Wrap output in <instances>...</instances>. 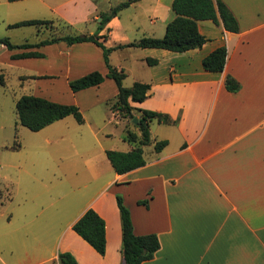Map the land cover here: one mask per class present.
<instances>
[{"label": "crops", "instance_id": "obj_1", "mask_svg": "<svg viewBox=\"0 0 264 264\" xmlns=\"http://www.w3.org/2000/svg\"><path fill=\"white\" fill-rule=\"evenodd\" d=\"M122 1L7 0L31 11L26 19H61L80 34L97 32L101 13ZM222 1L238 20L237 32L199 20L198 29L207 39L200 48L175 52L127 46L109 53L111 65L126 74L124 86L136 81L150 85L143 101L131 102L135 117L145 109L177 120H151L152 141L165 139L166 146L159 152L153 143L144 146L145 164L121 174L105 151L132 149L135 144L124 139L125 130L138 135L140 131L132 120L110 109L118 89L106 76L101 47L91 41L11 50L1 45L19 71L21 95L74 104L84 122L68 115L41 129L48 130V144L63 139L72 155L49 161L46 175L36 177L23 168L30 174L25 183L32 184L26 188L33 186L35 192L26 189L15 217L10 212L4 222V227L15 225L16 235L0 245V264H60V252H70L78 264H123L116 195L130 211L133 232L158 237L159 249L141 264H264V0ZM171 4L172 0H136L98 30L99 40L114 47L142 37H162L175 16ZM46 37L45 30L37 28L33 40L10 41L19 45ZM219 46L227 48L223 71L205 70L202 59ZM28 51L43 56L10 58ZM92 71L104 75L100 84L70 89V80ZM226 75L240 83L238 91L225 88ZM94 109L102 113L99 123L87 117ZM104 115L123 124L120 148L103 144V138L112 136L103 134ZM70 116L86 127L75 126ZM64 122L70 128L61 130ZM42 179L46 183H39ZM143 200L146 203H138ZM88 208L105 223L103 255L72 229Z\"/></svg>", "mask_w": 264, "mask_h": 264}, {"label": "trees", "instance_id": "obj_2", "mask_svg": "<svg viewBox=\"0 0 264 264\" xmlns=\"http://www.w3.org/2000/svg\"><path fill=\"white\" fill-rule=\"evenodd\" d=\"M16 1V0H8ZM136 0H125L111 7L109 11L101 13V20L98 25L100 30L106 22L115 16L120 10L129 6ZM172 10L175 13L174 18L166 24L165 33L162 37H142L137 41L117 44L114 47H106L99 40L101 36L97 32L93 34L75 33L72 27L61 19H26L7 24L8 28L35 26L40 29L42 24H48L44 27L45 33L53 27L63 26L67 32L60 36H47L35 43L14 44L8 37H0V44L11 50L17 47L33 48L41 45L52 44L58 41H64L67 44H73L84 41H91L101 47L103 51V60L107 67L106 76L112 78L117 86L118 92L115 98L110 102V109L116 111L121 117L132 120L135 117L131 102H141L147 95L150 85L136 81L131 86L123 85V79L126 74L122 68L111 65L109 53L114 48L127 46L135 47H154L163 48L175 52H183L189 49L200 48L206 42V37L198 29L199 20H212L215 24L221 23L225 30L237 32L239 23L234 14L222 0H172ZM50 34V33H49ZM42 53L28 51L17 54H11V59L24 57H42ZM227 59L226 46H219L212 50L202 59V66L205 70L211 72H221L225 67ZM148 63H155V59H147ZM104 80V75L99 71H92L76 79L69 81V87L72 91H78L90 86H96ZM4 84V74L0 72V85ZM225 88L230 92H236L240 89V83L231 75H226L224 80ZM139 117L135 126L140 134H136L130 129L125 130L124 139L135 146L128 151L107 149L106 156L116 173H125L137 167L143 166L146 162L143 155V147L153 143L156 152L161 151L167 144V140L152 141L149 132V122L155 119L162 123H175L165 113L139 109ZM15 113L20 125L31 131H39L52 122L72 115L78 123L84 122V117L79 107L74 104H65L48 100L44 97L32 94H23L15 102ZM19 144L15 143L11 149H17ZM116 203L121 217L122 244L121 254L123 264H141L143 261L151 259L159 249V240L156 234L149 233L136 235L133 232L131 215L128 207L124 204L121 195H116ZM146 203V201H138ZM72 229L84 239L99 254L105 253L106 237L105 223L98 213L88 208L73 223ZM60 264H78L75 257L70 252H60L58 254Z\"/></svg>", "mask_w": 264, "mask_h": 264}, {"label": "rangeland", "instance_id": "obj_3", "mask_svg": "<svg viewBox=\"0 0 264 264\" xmlns=\"http://www.w3.org/2000/svg\"><path fill=\"white\" fill-rule=\"evenodd\" d=\"M30 14L31 11L22 10L20 5L16 3L0 0V37H9L14 43H21L24 38L33 40L36 34V27L32 25L7 27L9 23L30 18L28 17ZM48 26V24H42L39 28L44 31V27ZM66 32L67 30L63 26H56L48 33L46 32L45 35L60 36ZM0 72L4 74V84L0 85V245H3V241L5 244L16 235L14 224H9L8 226L10 227H4L6 218H8L10 212H13V217H15L16 213L14 210L25 195L26 189L35 192L33 186L26 188V186H31L32 184L25 183V179L30 174H25L23 168L33 171L36 177L46 175L49 161L68 158L72 155V151L69 148L70 145L63 139L52 141L48 144L46 142V138L50 137L48 130L31 131L18 123L15 113V102L18 96L23 93V87L20 85L21 80L18 77L19 71L16 68V64L9 62L8 55L1 48ZM95 112L96 109L93 112L87 111L86 114L88 118L92 116L95 119L94 122H98L102 113L95 114ZM104 118L106 126L102 130L103 134L104 132L112 134L109 138H103L104 146L120 148L123 144L120 140L123 128L122 122L116 123L110 115L107 118L104 115ZM69 119L74 121L73 123L77 127H86L84 124L79 125L72 116ZM68 128L70 127L64 122L61 130ZM51 138L56 137L53 136ZM15 143L20 145V149L13 150L10 148ZM48 147H51V149ZM38 181L42 184L46 183V179ZM39 183L34 184L39 185ZM41 197L43 198V195ZM13 249L14 252L17 251L15 246Z\"/></svg>", "mask_w": 264, "mask_h": 264}, {"label": "water", "instance_id": "obj_4", "mask_svg": "<svg viewBox=\"0 0 264 264\" xmlns=\"http://www.w3.org/2000/svg\"><path fill=\"white\" fill-rule=\"evenodd\" d=\"M133 122H134V123H137V117H134V118H133Z\"/></svg>", "mask_w": 264, "mask_h": 264}]
</instances>
